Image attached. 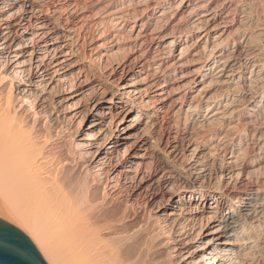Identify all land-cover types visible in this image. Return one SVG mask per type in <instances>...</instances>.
Returning a JSON list of instances; mask_svg holds the SVG:
<instances>
[{
  "label": "bare ground",
  "instance_id": "6f19581e",
  "mask_svg": "<svg viewBox=\"0 0 264 264\" xmlns=\"http://www.w3.org/2000/svg\"><path fill=\"white\" fill-rule=\"evenodd\" d=\"M103 1L0 0V217L47 264H264V41L250 31L264 38V18L253 20L251 0ZM170 7L189 22L163 33ZM92 30L100 39L77 68V39ZM193 38L198 67L178 88L194 93L155 133L145 97L159 104L168 79L183 78ZM121 50L138 52L135 67L111 90L93 61ZM78 82L107 93L79 137L53 115L78 108ZM159 194L160 223L147 209Z\"/></svg>",
  "mask_w": 264,
  "mask_h": 264
},
{
  "label": "rangeland",
  "instance_id": "374dc122",
  "mask_svg": "<svg viewBox=\"0 0 264 264\" xmlns=\"http://www.w3.org/2000/svg\"><path fill=\"white\" fill-rule=\"evenodd\" d=\"M157 1H159L161 3L168 4L167 2L170 3L173 0H157ZM248 1H250V0H248ZM251 1H250L251 2L250 4L253 7V12H254L253 15H252L253 20H254V18L257 19L258 17L263 20V18H264V9H263L264 8V0H251ZM105 2H106V0L103 1L102 3H105ZM149 4H151V3L149 2ZM215 4L224 5V1L223 0H212L211 6H214ZM225 5L227 7V8H225L226 10L225 9L222 10L221 15H220V17H218L216 22L226 21L228 19L227 17H225V14H227V12H228L227 10L229 9L228 8L229 3H227V4L225 3ZM137 7L138 6L134 5V6H132L130 8V10L135 9ZM148 9L144 10L143 14L146 11H148ZM167 12H168V14L166 13L167 14L166 18L169 19L168 17L170 15H173V19H172L171 24L164 28L163 33H166V32L168 33L171 30L172 27H170V26L172 25V23L175 24V25L173 24V27H176V25H178V27L179 26L180 27H185V25L188 24L189 21H188V18L186 16L185 9L177 11L173 7H170ZM153 15H156V14H153ZM143 18L145 19L144 16H143ZM237 18H238V16H237ZM224 19H226V20H224ZM151 22H153V20H151ZM162 24H163V22H162ZM227 24L225 25V27H227V29L231 33L230 40H229V42L231 43L232 42L231 38H234V37L237 36L232 31H233L234 28H236L238 26V22H236L234 24V23L228 21ZM78 25H80V23H78ZM78 25L75 26V30L74 31H76V33L79 32V34H82V33L84 34L86 29L83 30L82 27H80V29H79ZM129 25H130V23L127 24L126 28H129L130 27ZM220 26L221 25H219V28H220ZM152 27L153 26L151 25L150 28H152ZM221 28H223V27H221ZM228 30H227V33L229 32ZM251 30L253 31V35L255 37H258L259 39H261V41H264V38H261L260 34H258V31H259L258 29L256 30L254 28H251L250 31ZM94 32H95V30L93 31V33H90V35L88 33L87 38H85L88 42L85 39H84L85 41H83L82 39H77V41L79 42V43H77V46H79V48H81V49H79L78 54L74 57V59L76 60V63H77V68H78V66L81 67V64H85V63H87L89 61V58H90V56L93 53V52L90 51V49L93 48L92 44L95 41H97L98 39H100L99 36H97L98 34L94 33ZM126 32H127L126 30L121 31L120 35L123 34L122 36H125L128 33V32L127 33ZM85 34H87V32ZM91 34H93V37H90V36H92ZM194 40H195V38H193L190 41L192 45L190 44V49H189V51L187 52V54L183 58V60H184L183 64L181 66L177 67L178 69L175 72V73H178V74L182 73L184 76H183V78H177V76L176 77L175 76L174 77L171 76L172 78L168 79V81H167L168 83H167V86H166V92L164 94L165 95V100H163L161 103L157 104L156 96H152V95H156V92H149V94H147L149 96L145 97V100H147L149 98L147 103H146L148 105L147 107L148 108L152 107L151 109H155V112L158 114L157 115L158 117L157 116L153 117V121H154V124H153L154 126L153 127H155L154 128L155 133L158 132V129H159V126L161 124V120H162L163 116L166 118V121H171V122H172V120H174L176 118V116L178 115L176 109L179 106V102H180L181 97L182 96H186V95L187 96L188 95H193V93H194V92H192L193 89H194L192 86H189L187 88L185 94H183V91H182L181 88H178V86L180 84H182V81L184 82V80L189 79V78H191L193 76L195 69L198 67V61L196 62V58L197 57L195 55H196V53L199 50V44L202 43V40L199 43L198 42L194 43ZM128 41L129 40H123L121 43L120 42H118V43L127 45L129 43ZM81 42H82V44L84 46L81 44ZM176 51L177 50H175V52ZM126 52L123 53V51L121 50L116 56H114L115 60L112 59L113 61L112 60H108L107 62L106 61L103 62V61H101L99 59H96V60L93 61L95 67H97L96 70H100V68L102 67L100 72H101V74L103 73L105 78L108 80V84H107V88L108 89L111 88V90H116L119 87L120 83L126 82V79L129 77V75H127V74H129V73L134 71L135 60H133V57H135L138 54V52H127V53ZM149 56L150 55H148L145 59H148ZM118 60L123 63V66L125 67V71H123V72L121 71V67L122 66L117 67V68L115 67V69H113L114 68L113 64L115 62H117ZM111 61H112V63H111ZM107 63H109V64H107ZM111 67H113V68H111ZM150 78L145 79L144 82L140 83L139 85H145V83H147L150 80ZM90 86H91V84H89V83L85 84V82H81V83L78 82V85H76L75 88L77 89V93H80L77 96V98H75V100H77L76 105L78 107V108H76V110H71L72 108L71 109L70 108H64L65 106L62 107V106L59 105L58 109H57L58 111H56L55 114H53L54 116L57 115V120L56 121L59 122L58 126H60V125L62 126L61 130L64 131L63 133L71 135L73 133V131H74V128L77 127L76 128L77 129L76 130V135H77V137H79L81 135V132L86 129L87 125L90 123V121L92 119V116L90 115V108L93 107L92 105L94 104V107L96 106L97 108H99L101 104H105V103H103V101H104V98L107 95V93L106 94H100V93H96L94 91L93 92L90 91L88 93L87 92L86 93L82 92L84 89H86V88H88ZM109 96H110V94H109ZM178 97H180V98H178ZM71 101H69L68 103H70ZM63 102L64 101L62 100L60 103H63ZM155 105H157V106H155ZM158 106H161V108L158 109ZM56 107H55V109H56ZM79 110H80L79 113H77L76 115L70 116L72 112L79 111ZM118 110H119V108H117L115 111H118ZM79 114L80 115L84 114V119H83L82 124H78V118L80 117ZM133 114H134V112L131 113V115H133ZM65 115H67V117L70 116L69 119H67V120H64V119L60 120L59 119L58 120L59 116L62 118V116H65ZM77 115H78V117H77ZM155 136H157V134H155L154 137ZM145 137L149 138L147 134H146ZM161 147H163V144H161ZM162 151L163 150H161V153H162ZM145 161L148 162V159H146ZM167 199H168L167 195L164 197V196H161V194H159L156 197V200H157V202L160 203V205L157 208H155L154 205H148L147 206L148 207L147 209L150 211L152 219H157L158 218V220H159L158 222L159 223L164 220V218H165V217H163V216H165L164 213H166L167 210H168Z\"/></svg>",
  "mask_w": 264,
  "mask_h": 264
},
{
  "label": "water",
  "instance_id": "95a60500",
  "mask_svg": "<svg viewBox=\"0 0 264 264\" xmlns=\"http://www.w3.org/2000/svg\"><path fill=\"white\" fill-rule=\"evenodd\" d=\"M0 264H47L31 239L0 217Z\"/></svg>",
  "mask_w": 264,
  "mask_h": 264
}]
</instances>
